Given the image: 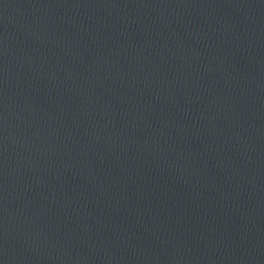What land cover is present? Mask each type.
Listing matches in <instances>:
<instances>
[{
    "label": "water",
    "instance_id": "water-1",
    "mask_svg": "<svg viewBox=\"0 0 264 264\" xmlns=\"http://www.w3.org/2000/svg\"><path fill=\"white\" fill-rule=\"evenodd\" d=\"M0 264H264V0H0Z\"/></svg>",
    "mask_w": 264,
    "mask_h": 264
}]
</instances>
